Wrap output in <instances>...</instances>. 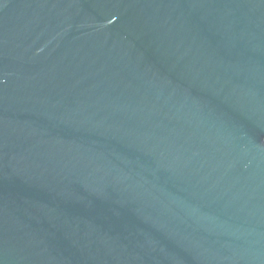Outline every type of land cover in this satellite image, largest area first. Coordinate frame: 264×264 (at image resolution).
I'll list each match as a JSON object with an SVG mask.
<instances>
[{
  "label": "water",
  "instance_id": "obj_1",
  "mask_svg": "<svg viewBox=\"0 0 264 264\" xmlns=\"http://www.w3.org/2000/svg\"><path fill=\"white\" fill-rule=\"evenodd\" d=\"M0 264H264V0H0Z\"/></svg>",
  "mask_w": 264,
  "mask_h": 264
}]
</instances>
